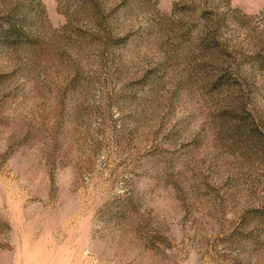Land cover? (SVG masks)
I'll list each match as a JSON object with an SVG mask.
<instances>
[{
  "label": "rangeland",
  "instance_id": "rangeland-1",
  "mask_svg": "<svg viewBox=\"0 0 264 264\" xmlns=\"http://www.w3.org/2000/svg\"><path fill=\"white\" fill-rule=\"evenodd\" d=\"M0 264H264V0H0Z\"/></svg>",
  "mask_w": 264,
  "mask_h": 264
}]
</instances>
